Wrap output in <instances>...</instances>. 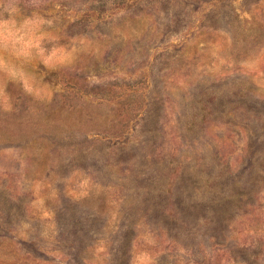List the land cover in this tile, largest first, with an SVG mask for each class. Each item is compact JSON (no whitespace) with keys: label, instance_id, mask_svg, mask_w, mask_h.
<instances>
[{"label":"rangeland","instance_id":"obj_1","mask_svg":"<svg viewBox=\"0 0 264 264\" xmlns=\"http://www.w3.org/2000/svg\"><path fill=\"white\" fill-rule=\"evenodd\" d=\"M0 264H264V0H0Z\"/></svg>","mask_w":264,"mask_h":264},{"label":"clouds","instance_id":"obj_2","mask_svg":"<svg viewBox=\"0 0 264 264\" xmlns=\"http://www.w3.org/2000/svg\"><path fill=\"white\" fill-rule=\"evenodd\" d=\"M8 22H10V21H8Z\"/></svg>","mask_w":264,"mask_h":264}]
</instances>
